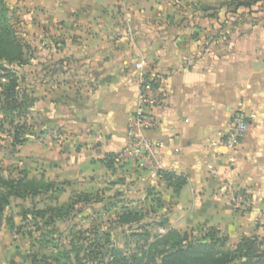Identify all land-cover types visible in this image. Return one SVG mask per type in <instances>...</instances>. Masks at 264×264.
Wrapping results in <instances>:
<instances>
[{"label":"crops","instance_id":"obj_1","mask_svg":"<svg viewBox=\"0 0 264 264\" xmlns=\"http://www.w3.org/2000/svg\"><path fill=\"white\" fill-rule=\"evenodd\" d=\"M233 1L5 0L10 22L27 44V60L17 67L20 88L34 99L16 121L26 122L35 134L14 145L13 136L0 128V174L44 177L55 190L35 200L13 197L5 213L10 212L19 229H10L4 220L0 235L23 234L25 209L61 205L80 193L103 203L82 202L84 212L57 222H89L86 227L74 222L75 234L102 217L106 220L98 223L101 231L119 227L156 233L158 227L146 225L152 213L145 217L148 221L131 226L116 221L123 206L151 209L150 188L161 195L154 207L168 220L165 231L215 227L228 237L230 248L244 235H263L264 0L237 9ZM139 59L161 76L167 89L166 102L155 108L158 123L148 134L165 143L155 152L162 169L188 176L180 189L132 160L115 170L104 162L130 140ZM237 110L248 117L249 128L230 163L225 148L212 142L227 132ZM0 123L9 129L2 112ZM229 187L248 192L247 210L233 208ZM116 192L120 195L115 205L102 209ZM28 199L37 206H21ZM36 238L48 248L40 234ZM119 240L117 245L128 251ZM13 246L0 241V249L11 252L12 263L33 264L27 256L37 253H27L18 243ZM49 247L41 255L57 252Z\"/></svg>","mask_w":264,"mask_h":264},{"label":"trees","instance_id":"obj_2","mask_svg":"<svg viewBox=\"0 0 264 264\" xmlns=\"http://www.w3.org/2000/svg\"><path fill=\"white\" fill-rule=\"evenodd\" d=\"M262 0H235L232 4L236 9L245 6L252 7ZM27 44L18 37L15 27L10 22L9 7L5 0H0V80L3 82V90L0 94V112L8 123L9 129H5L0 123L1 130L13 136L14 145L23 144L27 135H34L26 122H17L16 118L23 116L32 104L33 98L21 91L17 67L23 65L26 58ZM117 153H109L104 162L106 166L115 170L120 163L116 159ZM160 178L169 186L176 189L183 188L189 181L184 173H176L170 170H161ZM111 184L116 185L113 181ZM55 190L54 183L42 177L40 180L28 179L22 175L18 178H5L0 174V225L7 222L10 229H19L11 216H6V209L11 204V199L17 197L26 199L34 198L41 193ZM120 193L104 203L102 209H107V204L115 205ZM152 203H160L161 195L155 189H149ZM103 203L88 194L80 193L72 197L68 202L36 208L35 206L23 211V219L36 227L41 234V242L57 249L54 254H28L33 264H264V240L260 235H244L230 248L227 246L228 237L223 235L215 227L199 226L190 231H179L173 228L165 233H153L149 229L131 231L129 240H135L136 249L126 251L117 245L112 232L101 231L99 224H93L87 230H80L75 239L64 241L63 232L57 222L68 218L77 217L84 212L80 203ZM152 208L146 212L134 210L123 206L116 214L118 224L131 226L145 217L153 214L152 221L146 225L164 227L168 220L163 212L156 214L157 209ZM95 207L93 206V209ZM96 209V208H95ZM94 209V211H96ZM129 241H125L128 244Z\"/></svg>","mask_w":264,"mask_h":264},{"label":"built area","instance_id":"obj_3","mask_svg":"<svg viewBox=\"0 0 264 264\" xmlns=\"http://www.w3.org/2000/svg\"><path fill=\"white\" fill-rule=\"evenodd\" d=\"M145 59H139L135 63L138 71V104L129 119L130 140L128 144L117 153V161L123 163L132 160L141 168H148L153 176H160L162 163L155 152L165 147L162 140H156L148 132L156 127L158 120L155 108L163 105L167 99V89L159 74L153 68L146 69ZM249 128L248 117L243 111L237 110L233 114L227 132L219 141H213L212 145L225 148V157L232 163L235 160V152L239 150ZM212 167V166H210ZM230 189V201L234 209L247 210L250 207V197L246 190ZM264 224V213L260 217ZM158 233H165L164 227L157 228Z\"/></svg>","mask_w":264,"mask_h":264},{"label":"rangeland","instance_id":"obj_4","mask_svg":"<svg viewBox=\"0 0 264 264\" xmlns=\"http://www.w3.org/2000/svg\"><path fill=\"white\" fill-rule=\"evenodd\" d=\"M33 200H35V198ZM33 200L28 199L21 206L25 205L28 207L31 205V203H33L34 205L37 206V203H35ZM12 206H15L14 202H12ZM21 210H22V208H20V211ZM9 213L10 212H7V216L9 215ZM104 220H106L105 217L97 218L93 224L97 225L100 221H102V223H104ZM108 221H110V220H108ZM74 222L77 223V226L81 225L82 227H86V224L89 223V222H87L85 220H81V219H75ZM66 223L67 222H62V223L57 224L60 226L62 225V227H64V231H63L64 241L70 240L71 236H72V238H74L73 236L77 237V235H78V233L75 234V230H74L75 228H73V229L71 228L73 223L71 221L69 224H66ZM25 225H26V228L23 230V232L21 231L23 234H19L21 236H19L17 233L13 234V233L6 231V232H4L5 234L0 235V241L2 243H4V245H6V243H10L12 246L14 245V243H18L20 247H24V249L27 253H29V252L30 253H37V254L39 253V255H41V253L48 252L49 251L48 248H50V247L48 246V248L45 249V246H43L42 244H40L37 241L36 237H37V235H39L41 233L39 231L35 230L36 227L34 225H31L30 222H26ZM106 226H107V222H106ZM261 226L264 227V224L261 223ZM112 229H113L112 230L113 231L112 232L113 238H115V239L122 238V240H119L118 242L124 243V241H129L128 244L125 245L126 246L125 248L129 249L128 251L136 249L135 240H133L132 242H130V240H129L130 239L129 233L131 232L130 230H127V229L122 230L119 227L118 228L113 227ZM72 230H74V232ZM261 237H263V240H264V233ZM34 241H36V242H34ZM5 249L6 248L0 249V264H14L10 260L11 252L10 251L7 252ZM11 250L14 251L15 248H13Z\"/></svg>","mask_w":264,"mask_h":264},{"label":"water","instance_id":"obj_5","mask_svg":"<svg viewBox=\"0 0 264 264\" xmlns=\"http://www.w3.org/2000/svg\"><path fill=\"white\" fill-rule=\"evenodd\" d=\"M0 73H1V70H0Z\"/></svg>","mask_w":264,"mask_h":264}]
</instances>
